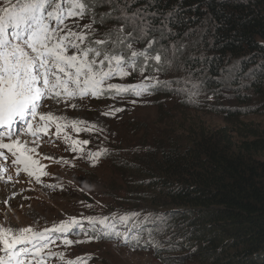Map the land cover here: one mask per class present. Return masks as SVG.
<instances>
[{"label": "snow or ice", "instance_id": "snow-or-ice-1", "mask_svg": "<svg viewBox=\"0 0 264 264\" xmlns=\"http://www.w3.org/2000/svg\"><path fill=\"white\" fill-rule=\"evenodd\" d=\"M157 2L146 0L142 7L134 8L138 0H3L5 6L0 7V158L8 160L2 151L7 150L14 157L11 163L17 166L18 175L21 171L27 173L37 183L42 176L49 175L34 157L40 155L37 152L40 135H48L53 125L57 135L65 129L76 133L87 130L80 127L87 121L68 120L51 110L44 113L42 109L47 100L68 104L72 100L102 96L141 97L171 88L173 84L178 85L174 89L177 95L185 94L194 100L202 94V81L196 77L193 65L197 61L203 65L209 60L203 42L204 36L215 28L214 23H209L213 18L209 16L199 27L177 33L173 25L187 22L178 18L181 6L163 12L156 7ZM85 18L88 23H79ZM109 23L111 27H105ZM138 44L144 47H136ZM251 62V57L237 60L223 70L227 73L226 79L256 81L264 73V58L245 72L243 64ZM168 71H183L186 76L182 80H162L161 75ZM133 72L141 76L139 83L111 82ZM200 72L203 75L204 69ZM68 106L78 107L76 103ZM22 134L31 139H22ZM65 139L71 140L72 151L83 152L84 148L78 146L90 142L67 135ZM87 155L95 164L102 152ZM140 217L137 212L111 217H72L43 232H34L31 228L15 231L0 226V251L4 253L0 264H47L46 257L54 255L64 261L63 253L54 254L50 250V245L56 243L48 235L50 232L67 234L80 230L89 241L105 238L126 243L129 240L139 243L146 232L147 242L161 248L163 245L155 234L166 230L167 218L151 214ZM85 221L89 226L87 231H84ZM82 242L64 239L65 245ZM66 264L84 262L77 258Z\"/></svg>", "mask_w": 264, "mask_h": 264}, {"label": "trees", "instance_id": "trees-1", "mask_svg": "<svg viewBox=\"0 0 264 264\" xmlns=\"http://www.w3.org/2000/svg\"><path fill=\"white\" fill-rule=\"evenodd\" d=\"M145 3L138 0L133 7ZM176 5L182 8L178 18L187 20L173 25L177 33L199 27L209 16L213 18L209 23L215 24L204 36L209 60L193 65L202 81V94L194 100L177 95L174 89L178 85L173 84L152 95L92 100L119 101L134 108L129 113L142 100L160 106L157 124L163 129L131 117L135 120L129 133L141 136L128 148L134 164L121 167L136 180L130 200L167 218V228L157 238L163 246L157 250L167 248L180 254L176 259L208 264H264V161L260 159L264 156V130L246 121L264 117V73L256 81L227 80L223 71L237 60L251 57V63L243 64L247 72L264 58V0H158L156 7L167 12ZM185 76L183 71H168L160 78L182 80ZM141 79L133 72L111 82L136 84ZM167 99L177 100L180 108L219 116L224 126L211 130L192 118L175 121L170 103L162 102ZM164 106L167 111L162 110ZM231 134L246 140L236 142Z\"/></svg>", "mask_w": 264, "mask_h": 264}, {"label": "rangeland", "instance_id": "rangeland-1", "mask_svg": "<svg viewBox=\"0 0 264 264\" xmlns=\"http://www.w3.org/2000/svg\"><path fill=\"white\" fill-rule=\"evenodd\" d=\"M15 2V0H13ZM5 6L0 0V7ZM170 103L168 109L172 110V118L182 123L184 119L202 122L209 129H217L224 126L221 117L205 114L191 109L180 108L177 100L167 99ZM76 103L77 108L68 104ZM42 109L44 113L50 110L56 115L65 116L68 120L87 121L80 127L87 130L76 133L71 129H65L59 135L53 125L49 134H41L37 157L44 170L49 173L42 176L39 183L27 173L16 171V165L11 163L14 157L7 150H2L8 156V160L0 158V226L18 231L23 228H31L34 232H43L51 229L70 218L83 219L86 217H111L113 214L137 212L143 219L148 214L158 217L154 210H150L141 202L134 203L129 198L130 191H134L136 181L129 174L124 173L121 167L134 164V158L130 156L128 148L133 146L141 133L130 134L129 129L134 120L149 121L154 127L163 129L157 124L160 106L154 107L145 101L137 102L138 109L132 111V106L126 107L119 101L98 102L92 98L61 102L47 100ZM115 108L122 111L115 112ZM162 110L167 111L166 106ZM109 113L103 115V113ZM166 113V112H165ZM131 117L135 119L131 120ZM39 118H37L38 120ZM131 120V121H130ZM247 123L264 130V117L254 116L246 119ZM91 125H97L92 128ZM19 127V126H18ZM102 129V130H101ZM89 140V144L83 147L84 151H72L71 140ZM236 142L246 140L236 134H231ZM22 139H31L21 136ZM248 141H252L251 138ZM7 142V141H6ZM137 148V146H135ZM107 149L104 154L103 150ZM102 152L100 159L95 164L88 158V152ZM44 157H48L45 159ZM264 161V156L260 158ZM89 226L84 222V231ZM160 233H156V239ZM56 240L50 245L54 254L63 253L65 260L61 261L58 255L46 257L47 264H66L68 260L81 258L84 264H208L197 259H176L179 253L164 248L157 250L149 244L147 233L137 243L136 240L93 239L89 241L80 230H73L67 234L48 233ZM84 241L65 245L64 239ZM153 246V247H152ZM46 252L48 250H45ZM0 251V256H3Z\"/></svg>", "mask_w": 264, "mask_h": 264}]
</instances>
